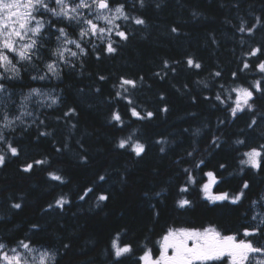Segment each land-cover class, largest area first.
Masks as SVG:
<instances>
[{
	"label": "trees",
	"instance_id": "trees-1",
	"mask_svg": "<svg viewBox=\"0 0 264 264\" xmlns=\"http://www.w3.org/2000/svg\"><path fill=\"white\" fill-rule=\"evenodd\" d=\"M133 3L136 10L128 8L130 14L142 17L147 23L146 26L130 23L125 29L129 39L116 54L101 51L98 60L89 49L88 55L82 58L83 68L73 60L77 68H65L61 79L33 80L31 77L40 73L31 66H23L18 79L6 81V87L14 93L11 100L15 102L37 87L62 97L61 103L53 108L32 105L37 124L44 120L46 127L19 126L11 133L21 154L9 157L5 166L0 167V238L9 246L18 240L30 239L37 248L57 252L56 264H115L110 242L119 233L122 243L133 246V253L121 257L119 264H137L143 249L159 255L162 237L170 228L214 226L223 235L253 239L245 237L243 230L257 224L253 219L256 209L264 207V166L257 170L240 165L239 161L250 147L264 144L261 138L264 119L259 115L264 113V98L257 94L258 126L249 128L251 113H238L233 119L228 105L216 101L214 96L221 92L226 98L227 92H222L221 84L225 88L236 84L247 87L260 79L264 87V77L254 68L241 71L242 60L250 64L255 60L244 53L264 33L257 32L255 40L241 45L240 36L245 34L236 33L233 28L238 25V15L245 17L249 25L254 23L253 14L264 19V0H146L144 8H139L136 0H128L129 5ZM156 4L160 6L157 8ZM49 6L56 7L54 3ZM45 19L55 23L50 14H45ZM57 27H65L75 38L73 27L66 23H59ZM172 27L179 32L171 33ZM49 34L54 37L57 33L53 30ZM211 36L217 44L212 43ZM245 39H248L246 35ZM47 47H56L55 40ZM190 55L201 63V69L187 68L184 61ZM44 58L47 59L46 53ZM164 59L181 61V65L176 75L170 74L160 81L153 74L161 71ZM215 71H221L222 78L213 80L210 73ZM232 72H237L235 80ZM101 75L108 80L99 81L97 77ZM141 75L145 86L134 98H138L139 107L156 113L154 118L144 121L131 116L125 101L112 100L115 92L112 86L117 83V77ZM198 80L208 81L210 90L198 88L195 85ZM185 84L188 90L183 88ZM95 88L100 92L96 93ZM161 94L164 99L159 98ZM205 96L212 99L205 100ZM192 97L196 98L195 102ZM165 106L168 111H160ZM70 108L76 109V115L64 117ZM114 108L123 117V130L110 120ZM9 111L13 114L18 109L13 110L9 102ZM58 117L61 119L57 120ZM32 119H27L29 124ZM220 120L224 124H219ZM72 124L76 125L75 129L70 127ZM197 128L201 133L194 135ZM42 131H51L53 135L40 136ZM134 132L148 145L147 155L142 159L129 149L116 147L120 138ZM213 136L220 137L219 148L212 146ZM161 137L170 142L167 154L160 153V146L155 143ZM237 139H244L246 146L235 144ZM57 148L61 151L57 152ZM193 148L196 151L188 157L186 153ZM201 159L205 163L192 173L197 184L189 186V193H179L187 181L181 169H193ZM35 160H49L51 167L34 166L31 172L22 171L26 163ZM177 160L182 163L178 164ZM220 164L227 169H220ZM50 171H58L64 182L50 179L47 175ZM208 171L222 178L213 186V193L226 192L232 197L241 192L245 181L249 187L243 189L244 196L237 203L231 199L208 201L199 187L207 182L204 173ZM100 176L105 180L101 181ZM88 188L94 191L81 200ZM100 194L108 195L109 199L98 201ZM61 195L71 203L62 209L49 208ZM181 198L191 200V206L181 208L177 203ZM13 203H21L22 207L14 209ZM262 242L264 236L253 239L254 244ZM195 264H224V261Z\"/></svg>",
	"mask_w": 264,
	"mask_h": 264
},
{
	"label": "snow or ice",
	"instance_id": "snow-or-ice-1",
	"mask_svg": "<svg viewBox=\"0 0 264 264\" xmlns=\"http://www.w3.org/2000/svg\"><path fill=\"white\" fill-rule=\"evenodd\" d=\"M139 8H144L146 0H136ZM55 4L56 7H50V4ZM127 5V8H126ZM160 5L156 4L158 8ZM128 8L133 11L136 10L135 3L128 4V0L117 2V0H0V167L5 166L9 157H19L21 154L20 147L14 144L11 133L16 127L23 126L25 128L31 127L35 124L39 127H46L44 120H39L34 117L32 111H29V106L33 103V98H36L35 103L47 108H53L61 103L62 97L52 92L45 93L39 88H32L26 94H22L19 98V104L11 98L14 93L10 92L6 87V81L18 79L20 77L21 67L31 66L38 75L31 78L33 80L45 79H61L62 72L65 68L75 70L77 63L83 68V57L89 53V49L93 51L96 59H100V52L113 55L118 49L128 41L129 33L125 30L129 24L146 26V20L139 16L130 14ZM45 14H50L54 18L45 19ZM238 25H233L236 33L241 35L239 43L247 45L249 41L255 40L257 32L264 33V19L261 16L253 14L254 23L249 25V21L243 16L236 17ZM231 23V21H227ZM59 23H66L69 27H73L76 31V36L73 38L65 27H57ZM123 25V27H122ZM57 33L54 37L50 35L52 31ZM171 33H178L179 29L172 27ZM115 37V39H114ZM55 40L56 47L49 48L47 45ZM213 44H217L214 36L210 37ZM87 45V46H86ZM73 46L75 50H73ZM100 49L97 51V49ZM47 54V59L44 54ZM249 58H255L254 62L250 64L247 60H242L241 71L247 69H255L264 77V37L255 43L250 49L244 53ZM184 64L188 69H201L202 65L193 56H188ZM42 65L43 67H40ZM181 61H169L164 59L161 65V71L153 74L154 77L163 81L169 75H176L177 69L180 67ZM232 78H237V72H232ZM213 80L217 77L222 78L221 71L210 73ZM99 81H106L108 77L98 76ZM260 79L254 80L249 86L243 84H236L231 88H225L223 84L219 85L222 92H227V96L222 97L221 92H217L214 96L216 101L221 104L228 105L230 116L235 119L238 113H245L246 111L252 114V119L247 125L249 128L258 126L257 108L255 100L257 94L264 98V87L261 86ZM195 85L199 88L202 86L203 90H210V85L206 80H198ZM145 86L144 76L137 78H129L126 76L117 77V83L112 87L115 89L113 101H125L127 110L132 117L137 120L144 121L154 118L156 113L152 111H145L138 105V98H134L135 93ZM185 90H188V85H183ZM96 93L100 92L99 88H95ZM179 91V89H178ZM233 94H235L233 96ZM160 99H164L163 94ZM195 97H192L195 102ZM205 100H211L212 97L205 96ZM231 102L230 104L228 102ZM9 102L12 104L13 110L18 107V114L13 112L10 114ZM162 112H167L168 108L165 106L160 109ZM76 115V109L70 108L64 113V117ZM260 117L264 119V113H259ZM33 117L32 123L29 124L27 118ZM61 118H57L59 120ZM110 120L114 121L123 130L124 120L118 108L110 114ZM219 124H224L223 120ZM72 129L76 128L75 124L70 125ZM207 127V125H205ZM201 129L197 128L194 135H199ZM40 136H52L51 131H42ZM264 139V135L261 137ZM159 145V152L167 154L170 147V142L161 137L155 142ZM211 144L215 148L221 146L220 137L213 136ZM235 144L246 146L244 139H237ZM67 147V145H65ZM81 147H83L81 145ZM116 147L118 149H129L131 154L135 157L143 158L147 155L148 145L142 142V138L135 132L120 138ZM57 152L61 149L57 148ZM193 151L186 153L188 157H192ZM244 158L240 159L239 164L249 166L260 170L264 166V144H259L256 147H250L247 151L242 153ZM82 160L87 161L86 156L81 157ZM178 164L182 160L176 161ZM205 161L199 160L193 169L182 168L181 170L187 175L186 183L179 188V193H189V186L196 185V177L192 174L194 169H199ZM48 165L51 167L49 160H35L32 163H26L22 168L24 172H31L34 166ZM220 169L226 170L227 166L219 165ZM48 177L60 183L64 182L63 177L58 174V171H50L47 173ZM207 177V182L202 183L199 187L203 192L204 197L211 202L225 201L231 199L232 203H237L244 196L243 189H247L249 184L247 181L243 184L241 192L235 196L230 197L228 193H213L212 188L221 182L222 178H218L216 173L208 171L204 173ZM101 181L105 180L104 176H100ZM94 189L88 188L84 195L80 197L81 200ZM155 195L159 196L160 193ZM109 199L108 195L100 194L97 197L98 201H106ZM71 203L65 196H59L55 205L49 204V208L58 207L63 208L66 204ZM178 205L183 208L191 206V200L181 198L177 201ZM256 203L255 201L253 202ZM14 209H20L21 203H13L11 205ZM254 220L257 217H253ZM33 228L38 227L33 225ZM245 237H252L256 239L259 236H264V215H261L258 223L254 226L247 227L243 230ZM253 239H237L235 234L223 235L214 226H208L203 229L196 228H170L162 237V244L160 246L159 255L153 256L151 249H143V254L139 257L137 264H195L196 261H206L214 258H221L227 256L230 258L231 264H264V260H257L252 254H264V244L257 247L253 243ZM65 248L69 247L64 245ZM171 250V255H169ZM110 252L116 258L115 264H119L121 257H125L133 253V246L129 243H122L120 234L117 233L115 238L110 242ZM57 252L50 251L47 248H37L30 239L18 240L12 246L4 242L0 238V264H56Z\"/></svg>",
	"mask_w": 264,
	"mask_h": 264
},
{
	"label": "rangeland",
	"instance_id": "rangeland-1",
	"mask_svg": "<svg viewBox=\"0 0 264 264\" xmlns=\"http://www.w3.org/2000/svg\"><path fill=\"white\" fill-rule=\"evenodd\" d=\"M70 47H73V46H70ZM73 50H75L74 47H73ZM37 88H39V87H37ZM39 89H41L42 92H45V93L52 92V93L55 94V92L52 91V90L42 89V88H39ZM26 93H27V92H26ZM19 98H20V97H19ZM35 100H36V98H33V103L29 106V111H32V112H33V107H32L33 104L38 105V104L35 103ZM16 104H17V105L19 104V99H17ZM40 106H42V105H40ZM17 109H18V107H17ZM17 114H18V112H17ZM28 118H29V117H28ZM28 118H27V119H28ZM262 200H263V201H262V204H263V206H264V196H263ZM261 215H264V207H261V208H257V209H256L255 217H257V219H256V220H257V223H258V221H259ZM237 239L239 240L238 237H237ZM161 244H162V240H161V242H160V246H161ZM262 244H264V242H262L261 245H262ZM255 245H256L257 247L261 246V245H257V244H255ZM169 255H171V250H169ZM252 255H253V257H254L255 259H257V260H264V254H261V253H255V254H252ZM153 256L155 257L154 254H153ZM213 260H223V261H224V264H231V262H230V258L227 257V256H224V257H221V258L209 259V260H206V261H213ZM196 262H200V261H196ZM196 262H195V263H196Z\"/></svg>",
	"mask_w": 264,
	"mask_h": 264
}]
</instances>
